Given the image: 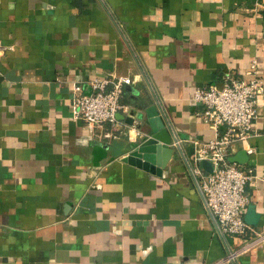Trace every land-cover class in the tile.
<instances>
[{
    "label": "crops",
    "instance_id": "0c3cea01",
    "mask_svg": "<svg viewBox=\"0 0 264 264\" xmlns=\"http://www.w3.org/2000/svg\"><path fill=\"white\" fill-rule=\"evenodd\" d=\"M252 60L264 82V0H0V264H264V240L217 232L187 157L160 174L123 160L145 120L71 106L73 84L129 76L118 114L155 104L175 138L207 140L194 90ZM253 128L228 158L253 169L242 216L264 231V88Z\"/></svg>",
    "mask_w": 264,
    "mask_h": 264
},
{
    "label": "built area",
    "instance_id": "2783aa9c",
    "mask_svg": "<svg viewBox=\"0 0 264 264\" xmlns=\"http://www.w3.org/2000/svg\"><path fill=\"white\" fill-rule=\"evenodd\" d=\"M245 74L246 79L225 73L222 86L194 90L192 100L199 106L195 115L213 130L211 138H176L180 145L188 143L191 146L187 154L189 170L214 217L217 232L222 237L247 238L239 251L248 250L264 240V231L251 229L242 216L249 201L245 184L254 177L253 169L241 168L228 160L232 146L254 134L256 98L264 88L255 60L249 63ZM130 83L129 76L95 77L89 81L87 92H83L79 84H73L72 117L89 125L115 124L116 115L123 107L120 102L123 86ZM246 151L251 153L253 148L247 146ZM202 161L209 163L208 171L201 168Z\"/></svg>",
    "mask_w": 264,
    "mask_h": 264
},
{
    "label": "water",
    "instance_id": "95a60500",
    "mask_svg": "<svg viewBox=\"0 0 264 264\" xmlns=\"http://www.w3.org/2000/svg\"><path fill=\"white\" fill-rule=\"evenodd\" d=\"M116 116L119 119H123L128 125H132L134 121L145 120L149 126L150 133L147 137L140 141L123 158L128 164L153 174H160L161 170L176 153H178L181 158L185 159L187 157L183 146L177 143L175 136L168 131L155 104L145 106L141 102L139 108L131 109L127 117L118 113ZM238 154L242 156L245 152L241 150ZM228 160L230 162L243 161V159L239 160L237 156H231ZM202 163H207L209 165L206 161H202Z\"/></svg>",
    "mask_w": 264,
    "mask_h": 264
}]
</instances>
